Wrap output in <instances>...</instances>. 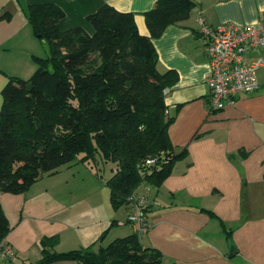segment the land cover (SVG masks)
<instances>
[{"label":"crops","instance_id":"1","mask_svg":"<svg viewBox=\"0 0 264 264\" xmlns=\"http://www.w3.org/2000/svg\"><path fill=\"white\" fill-rule=\"evenodd\" d=\"M155 1L0 0V16L10 15L0 17V109L8 78H28L37 66L32 56H47L44 42L33 34L27 19V5L52 2L65 14L58 22L60 29L81 25L91 30L86 16L107 3L133 12L139 32L148 35L144 12ZM194 1L187 19L169 25L153 39L158 70L173 69L178 74L165 95L169 114H175L168 135L176 147L187 146L188 155L175 163L160 187H138L137 193L151 202L146 210L149 229L140 241L161 251L162 264H264V66L257 71L256 91L239 95L222 110H210L208 58L200 33L202 21L216 26L263 20L264 0ZM59 170L43 175L23 193L0 192L10 224L4 242L15 251L9 264L35 263L44 236L57 235L59 242L53 249L62 252L93 242L97 249L134 233L127 222L130 204L113 210L108 194L103 198L106 192L97 190L91 193L90 203L77 208L87 199L69 200L59 181L44 180ZM200 208L213 211L232 229L230 240L219 220ZM107 228L104 239L98 241Z\"/></svg>","mask_w":264,"mask_h":264},{"label":"trees","instance_id":"2","mask_svg":"<svg viewBox=\"0 0 264 264\" xmlns=\"http://www.w3.org/2000/svg\"><path fill=\"white\" fill-rule=\"evenodd\" d=\"M195 4L194 0H156L144 12L148 35L139 32L133 12L107 3L86 16L91 30L81 25L60 29L58 22L65 14L52 2L27 5L33 34L46 41L49 54L32 56L37 65L33 74L10 76L2 89L0 192L23 193L64 164L99 159L115 164L105 180L115 210L130 204L140 185L160 187L175 163L188 155V148L176 147L168 135L175 114H169L165 95L178 74L173 69L158 70L153 39L169 25L187 19ZM200 210L217 218L225 237L231 239L232 229L222 219L211 210ZM9 231L0 204V242ZM58 242L57 235L42 237L41 256L31 264L163 261L161 251L144 246L136 232L97 249L93 242L58 252L53 249Z\"/></svg>","mask_w":264,"mask_h":264},{"label":"built area","instance_id":"3","mask_svg":"<svg viewBox=\"0 0 264 264\" xmlns=\"http://www.w3.org/2000/svg\"><path fill=\"white\" fill-rule=\"evenodd\" d=\"M200 33L208 58L210 110H222L239 95L259 88L257 71L264 66V19L253 24L216 26L202 21ZM150 203L145 194L133 195L130 203L127 222L140 235L149 229L146 209ZM14 257L13 247L0 242V264H9Z\"/></svg>","mask_w":264,"mask_h":264},{"label":"rangeland","instance_id":"4","mask_svg":"<svg viewBox=\"0 0 264 264\" xmlns=\"http://www.w3.org/2000/svg\"><path fill=\"white\" fill-rule=\"evenodd\" d=\"M41 41L44 42V47L47 50L48 56V45L46 41L40 40V42ZM30 76H28V78ZM113 167V162L101 161L100 159L97 160V162L90 161L89 163H82L74 160L59 167L60 170L58 175H54L52 178L45 177L44 180H51L52 182L59 181L62 184L63 192L66 196H71L69 200L76 201L81 198H86L87 202L85 204L82 203L77 205V208L82 209L87 203L91 202V193L94 192L95 194L97 190L105 191L106 194L103 193V198L108 194L110 203V190L105 184V180L112 175ZM99 198H101V196Z\"/></svg>","mask_w":264,"mask_h":264},{"label":"water","instance_id":"5","mask_svg":"<svg viewBox=\"0 0 264 264\" xmlns=\"http://www.w3.org/2000/svg\"><path fill=\"white\" fill-rule=\"evenodd\" d=\"M231 253H235V249L234 248H231Z\"/></svg>","mask_w":264,"mask_h":264}]
</instances>
